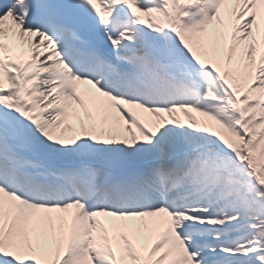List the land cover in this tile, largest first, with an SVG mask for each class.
I'll return each instance as SVG.
<instances>
[{
  "label": "snow or ice",
  "instance_id": "obj_1",
  "mask_svg": "<svg viewBox=\"0 0 264 264\" xmlns=\"http://www.w3.org/2000/svg\"><path fill=\"white\" fill-rule=\"evenodd\" d=\"M0 264H264V0H0Z\"/></svg>",
  "mask_w": 264,
  "mask_h": 264
}]
</instances>
